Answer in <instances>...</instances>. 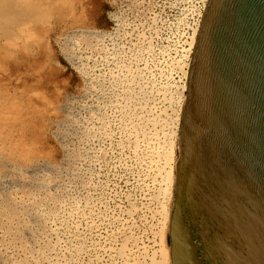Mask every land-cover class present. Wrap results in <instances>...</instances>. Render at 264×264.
<instances>
[{"label": "rangeland", "instance_id": "rangeland-1", "mask_svg": "<svg viewBox=\"0 0 264 264\" xmlns=\"http://www.w3.org/2000/svg\"><path fill=\"white\" fill-rule=\"evenodd\" d=\"M206 4L0 0V264H40L43 252L56 245L52 223L62 215L68 220L61 235L90 252L89 264L103 254L95 246L102 241L120 249L107 259L109 264L119 260L126 245L143 264L151 262L153 240L159 238L154 237L152 211L158 205L150 199L153 187L128 141L126 125L132 119V138L140 134L137 114L147 106L145 91L155 96L160 90L156 96L167 94V106L179 110L186 78L169 64L181 60L189 71L191 40ZM169 119L175 152L180 123ZM90 120L101 127L94 128ZM50 177L57 180V192L47 186ZM77 189L83 190L82 204L94 206L92 226L83 218L74 224L65 214L77 205L71 200ZM133 205L137 212L131 215Z\"/></svg>", "mask_w": 264, "mask_h": 264}, {"label": "water", "instance_id": "water-1", "mask_svg": "<svg viewBox=\"0 0 264 264\" xmlns=\"http://www.w3.org/2000/svg\"><path fill=\"white\" fill-rule=\"evenodd\" d=\"M186 83L172 264H264V0H207Z\"/></svg>", "mask_w": 264, "mask_h": 264}, {"label": "bare ground", "instance_id": "bare-ground-1", "mask_svg": "<svg viewBox=\"0 0 264 264\" xmlns=\"http://www.w3.org/2000/svg\"><path fill=\"white\" fill-rule=\"evenodd\" d=\"M197 38V37H196ZM196 38L191 40V46L196 43ZM80 46V45H78ZM81 48V47H80ZM81 61V60H80ZM79 61V62H80ZM170 67L172 68H178L179 70L181 69V71H183V75L186 78L183 87H182V92L181 95L183 96V101L181 103V106L179 107V110L176 111L174 110V108L172 109V107L167 106V102L169 101L168 98L166 97L165 93L162 94V96H156L161 94L160 90H157L158 94H156L155 96L152 95H147L145 92H143V98H145L147 100V106L146 107H139L142 110L141 114H137L138 117V121H137V125L141 128L140 130V134L136 135L132 138V131L134 128V122L131 120H129L127 126V130L128 132V141L131 144H134V152L137 158H142L143 160V166L145 167V178L148 179L150 181V183L152 184L153 187V191L150 195V199L152 201H154L158 207L152 211V217L154 219H156V222L153 223V231L155 232L154 237L157 235L159 238L155 239L154 238V242L152 246L156 247V250L154 251V253H152L153 255L151 256V262H149L148 264H172V260H171V254H170V242H169V215L171 212V203L173 201V189H174V185H175V166H176V153H177V149L175 150V152L173 151V149L171 150V148H173V141L171 140V136H169L168 134V119L172 118V122H179L181 123V113H182V109H183V105L185 102V94L187 91V77H188V72H186L184 70L185 65L183 64V62L181 60H172V62L169 64ZM188 68V67H187ZM166 74V73H165ZM144 86L139 85V89L142 91L144 90L143 88ZM146 88V87H145ZM153 87H151L152 89ZM124 89V88H123ZM134 89V88H133ZM162 89V87L160 88ZM164 89V88H163ZM127 90V89H126ZM155 90V89H154ZM115 91V90H114ZM168 91L167 89L165 90V92ZM122 92V91H121ZM125 92V91H124ZM129 92V91H128ZM131 92V91H130ZM156 92V91H155ZM151 93V91H150ZM129 94V93H128ZM119 95V94H118ZM125 95V94H124ZM113 96V95H112ZM120 96V95H119ZM180 96V95H179ZM101 97V96H100ZM118 98V96H116ZM133 97V96H131ZM116 98V99H117ZM125 100V99H124ZM112 101V100H111ZM116 105L118 107H123L122 103L120 102V100L117 99L116 101ZM94 106V105H93ZM116 106V107H117ZM145 106V105H143ZM81 107V106H80ZM117 107V108H118ZM129 108V107H128ZM116 109V108H115ZM124 110V109H122ZM118 115V114H116ZM104 117V116H103ZM135 118V116H134ZM133 118V119H134ZM92 119V118H90ZM170 120V119H169ZM91 124L93 125L94 128L99 129L98 123L94 122L93 120H90ZM97 121V120H95ZM126 124V123H124ZM173 124V123H172ZM178 125V124H176ZM91 126V125H90ZM101 127V126H100ZM136 127V126H135ZM137 128V127H136ZM139 128V129H140ZM101 130V129H100ZM103 133V132H102ZM105 133V132H104ZM137 133V132H136ZM134 135V133H133ZM179 135V134H178ZM176 135V138L177 136ZM94 137V136H93ZM176 142V148L178 146V139L175 140ZM175 144V143H174ZM137 160V159H136ZM139 161V160H138ZM142 165V164H140ZM46 171V170H45ZM45 171H43L45 173ZM49 172V171H48ZM93 172V171H92ZM33 173V172H32ZM47 173V171H46ZM48 175V174H47ZM52 176V175H51ZM53 177V176H52ZM55 178V177H54ZM51 180V177L48 178ZM74 180V179H73ZM54 181H57L54 179ZM53 180H51L49 183V189H54L56 187V183ZM8 182V181H7ZM82 182V181H81ZM59 183V182H58ZM80 183V182H79ZM142 183V182H141ZM7 184V183H6ZM56 184V185H55ZM81 184V183H80ZM3 185V183H2ZM15 185V183H14ZM38 185V184H37ZM17 186V185H16ZM15 186V187H16ZM46 186V185H45ZM58 186V185H57ZM75 186V185H74ZM79 186V185H78ZM82 186V185H80ZM84 186V185H83ZM88 186V185H87ZM1 187V186H0ZM3 187V186H2ZM35 188V186H33ZM37 187V186H36ZM77 187V186H76ZM85 187V186H84ZM14 188V187H13ZM31 188V187H30ZM33 188V189H34ZM1 189V188H0ZM36 190V189H35ZM40 190V189H39ZM55 190V189H54ZM81 190V189H80ZM149 190V189H148ZM1 191V190H0ZM3 191V190H2ZM56 191V190H55ZM58 191V190H57ZM56 191V192H57ZM73 191V189L71 190ZM75 191V190H74ZM86 191V190H84ZM23 192V191H22ZM24 193V192H23ZM22 193V194H23ZM63 193V191H62ZM65 193V191H64ZM85 193V192H84ZM18 194V193H17ZM20 194V193H19ZM69 194V193H68ZM66 194V196L68 195ZM86 194V193H85ZM148 194V193H147ZM21 195V194H20ZM31 195V194H30ZM35 195V193H34ZM73 198L71 199L73 201L76 200L77 205L75 206V208L70 209L69 212H66L65 214H69V216H71V218L73 219V223H80L78 222L77 218H83L85 219V222L87 223L88 226H92L95 224V220L92 218V213H93V207L92 205L88 204V201H86L85 204H82V197H83V190L79 191L78 189L76 190V193H73ZM17 196V195H16ZM23 196H26L23 194ZM65 196V197H66ZM69 196V195H68ZM28 197V196H27ZM63 197V196H62ZM18 198V197H17ZM22 197L18 200H21ZM25 199V198H24ZM61 199V198H60ZM65 199V198H64ZM84 199V197H83ZM149 199V198H148ZM63 200V199H62ZM68 200V199H67ZM23 201V199L21 200ZM27 201V200H26ZM64 201V200H63ZM150 201V200H149ZM70 202V200H69ZM69 202H66L67 204ZM54 203V202H53ZM63 203V202H62ZM64 203V204H66ZM71 203V202H70ZM69 203V204H70ZM79 203V204H78ZM132 203V202H131ZM150 203V202H149ZM61 204V203H60ZM63 204V205H64ZM135 204V203H134ZM41 205V204H40ZM55 205V204H54ZM73 205V204H72ZM95 205V204H94ZM61 206V205H60ZM71 206V205H70ZM67 207V208H70ZM58 207V206H57ZM28 208V207H26ZM45 208V207H44ZM65 208V207H64ZM129 208V207H128ZM56 209V208H55ZM59 211L61 210V208H58ZM96 209V208H95ZM150 210V209H149ZM26 211V210H25ZM99 211V210H97ZM139 211V210H138ZM151 211V210H150ZM45 212V210H44ZM62 212V211H61ZM137 212V208L136 206H132L131 209L129 210V213L131 215H134ZM100 213V212H99ZM103 213V212H102ZM151 213V212H150ZM1 214V213H0ZM48 214V213H47ZM94 214V213H93ZM61 215V214H60ZM68 216V215H67ZM98 216V215H97ZM102 216V215H101ZM1 217V216H0ZM100 217V216H99ZM104 217V216H103ZM129 217V216H128ZM152 218V219H153ZM32 219V218H30ZM97 219V218H96ZM68 220V219H67ZM65 219V216L62 215L61 217H59L58 219H56L54 221V232H55V236L52 237L54 242L56 243V245L49 250H47V252H43L42 256H44L41 260L40 264H89L88 261L91 260V254L90 252H85L82 251L80 245H77L76 243H72L69 240H66L63 238V236L61 235V230H63L65 228L64 223L65 221H67ZM98 220V219H97ZM35 221V220H34ZM155 221V220H154ZM32 222V221H31ZM2 220L0 218V227H2ZM35 223V222H34ZM70 223V222H69ZM103 223V222H102ZM33 224V223H32ZM76 224V225H78ZM99 224V223H98ZM67 225V224H66ZM131 226L133 227V225L131 224ZM151 226V227H152ZM70 227H72L70 225ZM78 229V226H76ZM68 229V228H67ZM91 229V228H89ZM124 229V228H123ZM122 229V230H123ZM130 229V226H129ZM92 230V229H91ZM2 231V230H1ZM25 231V230H23ZM28 231V230H27ZM76 231V230H75ZM94 231V230H93ZM98 231V228H97ZM32 232V231H31ZM44 232V231H43ZM52 233L53 229L51 230ZM80 232V231H79ZM23 233V232H22ZM29 233V232H28ZM35 233V232H34ZM42 233V232H40ZM45 233V232H44ZM78 233V232H77ZM90 233V232H89ZM24 234V233H23ZM26 234V233H25ZM39 234V233H38ZM37 234V235H38ZM87 234V233H86ZM91 234V233H90ZM124 234V233H120ZM152 234V235H153ZM4 235V234H2ZM2 235H0L1 237H3ZM36 235V234H35ZM43 235V234H42ZM41 235V236H42ZM51 235V234H50ZM119 235V234H118ZM40 236V234H39ZM53 236V235H52ZM89 236V235H88ZM91 236V235H90ZM101 236V235H100ZM114 236V235H113ZM31 240L34 239L35 236H32V233L28 236ZM45 237V236H44ZM116 237V236H115ZM126 238V236H124ZM24 238V237H23ZM40 237H37V239ZM111 238V237H110ZM121 238V237H120ZM47 239V238H46ZM45 239V240H46ZM100 239V238H99ZM127 239V238H126ZM8 240V239H7ZM22 240V239H21ZM24 241H26V239H23ZM41 240V239H40ZM77 240V239H76ZM86 240V239H85ZM151 240V241H152ZM19 241V240H18ZM30 241V240H28ZM34 240V243L35 244ZM42 241H44L42 239ZM75 241V240H74ZM40 242V241H39ZM81 242V241H80ZM94 242V241H93ZM134 242V241H132ZM8 242H4V244L7 245ZM26 243V242H25ZM24 243V244H25ZM44 243V242H43ZM46 243V242H45ZM91 243V242H90ZM21 244V243H20ZM23 244V245H24ZM39 244V243H38ZM80 244V243H79ZM26 245V244H25ZM31 245V244H30ZM45 245V244H43ZM113 243L110 244L108 241H102V242H96L95 246L96 248H99L103 251L102 255H97L95 258V262L96 264H109L107 259L115 256L114 254L117 252V249L120 251L119 248H114ZM131 245V244H130ZM134 245V244H133ZM132 245V246H133ZM17 246V245H16ZM94 246V245H93ZM15 247V246H14ZM14 247H12L13 249H15ZM38 247V245H37ZM40 248H38L39 250H41V246H39ZM83 247V246H82ZM10 248V247H9ZM16 249H20V246ZM22 249V248H21ZM86 249V248H85ZM155 249V248H154ZM9 250V249H8ZM24 250V249H23ZM27 250V249H26ZM29 250V249H28ZM37 250V249H35ZM136 250V249H135ZM11 251V250H9ZM33 248H32V253H33ZM143 251V250H142ZM141 251V252H142ZM15 252V251H14ZM20 252V251H19ZM23 252V251H22ZM35 253V251H34ZM13 254V253H12ZM11 254V255H12ZM25 254V253H24ZM23 254V255H24ZM30 254V253H29ZM28 254V255H29ZM37 254V252H36ZM15 255V254H14ZM17 255V253H16ZM19 255V254H18ZM32 255V254H31ZM30 255V256H31ZM117 256V255H116ZM5 257V256H4ZM25 257V255H24ZM40 257V255H39ZM94 257V256H93ZM28 258V257H26ZM41 258V257H40ZM119 258V257H118ZM149 258V257H147ZM32 259V258H31ZM93 259V258H92ZM33 260V259H32ZM144 260V259H143ZM29 261V260H28ZM33 261H36V259H34ZM114 261V260H113ZM39 262V261H38ZM111 263H113L111 261ZM30 264V263H29ZM35 264V263H34ZM37 264V263H36ZM39 264V263H38ZM113 264H143L139 259H137L134 256V252L132 248H128L127 245L125 246V250L123 253H121L119 260H117L115 263Z\"/></svg>", "mask_w": 264, "mask_h": 264}]
</instances>
